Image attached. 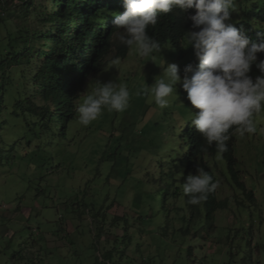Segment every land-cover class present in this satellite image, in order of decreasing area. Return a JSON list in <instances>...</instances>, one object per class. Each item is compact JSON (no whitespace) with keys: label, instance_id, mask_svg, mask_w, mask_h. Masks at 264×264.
<instances>
[{"label":"rangeland","instance_id":"obj_1","mask_svg":"<svg viewBox=\"0 0 264 264\" xmlns=\"http://www.w3.org/2000/svg\"><path fill=\"white\" fill-rule=\"evenodd\" d=\"M4 3L0 264H264V109L253 116L256 133L235 134L236 169L254 198L233 184L222 155L207 158L218 180L211 196L225 202L208 217L205 203L191 205L183 193L187 176L197 173L187 169L181 137L192 113L200 111L182 87L185 67L197 66L190 62L192 45L168 43L144 58L129 49L126 58L110 60L88 78L81 97L97 81H111L127 86V108L104 109L87 126L77 116L68 126H55L34 111L44 104L32 82L38 63L32 69L9 65L5 29L14 32L26 23L12 17L21 14L23 0ZM234 7L226 23L262 29L257 14L264 0H234ZM30 25L36 28L37 22ZM118 44L115 39L113 47ZM172 63L181 82L166 108L136 95L162 75L161 65Z\"/></svg>","mask_w":264,"mask_h":264},{"label":"clouds","instance_id":"obj_2","mask_svg":"<svg viewBox=\"0 0 264 264\" xmlns=\"http://www.w3.org/2000/svg\"><path fill=\"white\" fill-rule=\"evenodd\" d=\"M174 7L196 10L190 19L193 28L199 31L189 32L184 46L192 45L198 65L185 67L182 87L191 105L200 110L192 113V124L208 147L215 143L219 158V154L228 151L226 142L231 138L230 129L241 137L257 131L253 116L264 109V60L258 62V54L264 53V43L250 42L242 30L226 23L235 11L234 0H124L125 10L114 14L113 35L141 58L159 53L160 42L150 38L146 29L158 23L159 13H168ZM253 64L262 74L255 80L249 75ZM161 66L162 75L151 86L137 90L136 95L143 94L149 102L154 100L160 108H166L168 98L181 82V75L175 63ZM129 99L126 85L97 81L75 105L77 121L87 126L97 120L104 109L124 111ZM217 186L212 175L198 167L196 174L187 176L183 193L189 204L198 205L209 193L215 192Z\"/></svg>","mask_w":264,"mask_h":264},{"label":"trees","instance_id":"obj_3","mask_svg":"<svg viewBox=\"0 0 264 264\" xmlns=\"http://www.w3.org/2000/svg\"><path fill=\"white\" fill-rule=\"evenodd\" d=\"M4 1L0 0V10L5 8ZM19 7L21 14L11 12V15L23 20L26 26H16L14 32L5 29L4 39L8 42L11 57L9 65L27 64L32 69L34 61L38 63L32 82L40 94L39 101L44 104L36 106L34 111L40 113L43 120L50 117L55 126L60 121L68 126L77 116L75 105L88 78L99 73L110 60L128 55L126 46L118 44L113 47L116 39L113 35L114 14L125 10L124 0H23ZM195 12L194 8L182 10L178 7L168 13L161 12L158 23L146 29L147 35L160 42L161 49L168 43L181 48L189 32L199 31V28H193L190 19ZM257 19L264 24V10L257 14ZM3 21L0 15V22ZM36 22V28L30 25ZM234 26L242 30L250 42L264 43V25L261 30L244 21ZM113 48L116 52L111 59ZM190 53V62L198 65L193 47ZM260 60H264V53L258 54V62ZM249 75L255 80L262 74L253 64ZM228 134L231 137L226 142L228 151L220 155L229 165L233 184L254 198L253 192H247L240 182L236 169L239 164L234 154L236 133L230 129ZM181 137L188 148L185 153L187 169L195 172L201 165L212 175L213 182H218L206 161L218 154L215 143L208 147L192 123L186 125ZM212 194H217V188L201 202L208 206V217L225 207V202L217 201Z\"/></svg>","mask_w":264,"mask_h":264}]
</instances>
